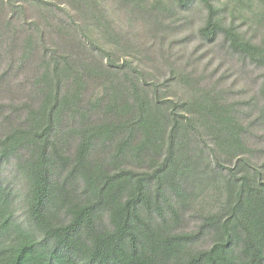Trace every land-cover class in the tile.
Segmentation results:
<instances>
[{"label": "trees", "instance_id": "obj_1", "mask_svg": "<svg viewBox=\"0 0 264 264\" xmlns=\"http://www.w3.org/2000/svg\"><path fill=\"white\" fill-rule=\"evenodd\" d=\"M103 2L72 0L81 19L54 26L63 39L47 45L39 24L21 49L20 69L43 58L41 103L0 105V264H264V0L157 1L202 6L201 40L258 70L244 103L178 67L160 82L135 65ZM56 8L0 0V57L11 25ZM177 77L192 100L169 95Z\"/></svg>", "mask_w": 264, "mask_h": 264}, {"label": "rangeland", "instance_id": "obj_2", "mask_svg": "<svg viewBox=\"0 0 264 264\" xmlns=\"http://www.w3.org/2000/svg\"><path fill=\"white\" fill-rule=\"evenodd\" d=\"M71 1L49 0L57 7L56 15L50 14L48 20L40 21L38 16L33 14L29 15L27 23L22 22L23 28L17 24L10 26L12 35L10 41L14 51L10 52V55L4 54L0 57V105L41 103L40 96L34 93V84L44 64L43 58L36 53V57L22 63L20 66H23V69H20L18 61L21 49L28 36L31 37L33 32L38 30L39 24L48 33L47 45L51 46L54 41L63 39L66 33L55 29L54 26L61 23L66 26L73 20L79 22L80 18L77 11L68 5ZM157 1L163 3L169 1L171 4L170 0H139L137 5L129 0H104L102 11L119 35L120 45L129 47L128 53L131 56L128 59L148 73L157 75L160 82L171 78V68L175 66L183 69L182 72L186 75L191 73L190 77L202 82L203 85L220 83L222 88L228 91L227 97L230 100L244 103L250 99L253 101V97L258 96L260 74L258 70L253 66L243 67L237 64L234 59L226 57L218 47L201 40L199 28L203 25L206 14L202 6H194L191 10L183 11L175 8L173 4L164 6ZM58 5L61 8H58ZM5 26L6 22L3 19L0 22V29ZM71 27H74L73 24ZM9 65L14 68L13 72L3 77L4 69ZM177 79L178 82L170 83L169 95L174 99L192 100L195 96L194 87L190 85L191 83H183L180 77ZM165 89L167 90V87ZM98 95H100L98 83L89 84L86 98ZM256 109L253 108V113H256ZM258 138L255 139V143L264 149V138L261 140ZM69 146L74 145L69 142ZM22 214L23 209H19L18 215ZM187 220L185 228H193L196 220L190 214Z\"/></svg>", "mask_w": 264, "mask_h": 264}]
</instances>
